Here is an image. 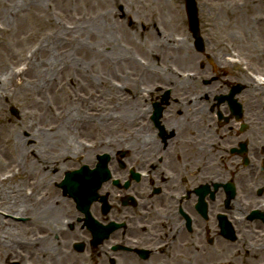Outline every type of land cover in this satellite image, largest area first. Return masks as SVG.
<instances>
[{
	"label": "flooded vegetation",
	"instance_id": "obj_1",
	"mask_svg": "<svg viewBox=\"0 0 264 264\" xmlns=\"http://www.w3.org/2000/svg\"><path fill=\"white\" fill-rule=\"evenodd\" d=\"M145 96L151 98V106L136 116V125L126 127L129 144H116L103 153L108 155L109 178L90 209L95 232L76 210L78 234L88 235L80 241L85 245L81 255L91 264H203L225 253L220 248L229 243L228 222L236 233L235 243L243 234L244 220L258 222L250 215L264 202V147L250 135L245 166L238 152L243 140L228 135L233 132L228 125L232 119L225 123L208 105L197 114L181 108L191 103L189 95L181 97L185 100L171 93L167 98L162 93ZM204 97L215 103L219 96ZM155 103L163 107L158 120ZM212 122L225 134L212 132ZM90 160L93 169L104 162L98 155ZM229 181L237 192L230 204Z\"/></svg>",
	"mask_w": 264,
	"mask_h": 264
},
{
	"label": "bare ground",
	"instance_id": "obj_2",
	"mask_svg": "<svg viewBox=\"0 0 264 264\" xmlns=\"http://www.w3.org/2000/svg\"><path fill=\"white\" fill-rule=\"evenodd\" d=\"M90 1L92 0H0V55H2L6 61V68L3 69L4 72H0V106L4 99L6 100L5 102H9L18 94V96H21L26 103L28 102L32 107L25 120L22 122L20 121L21 123L16 127L13 140L16 143L15 148L18 149V152L20 151L19 147L21 142L24 141L21 134L27 131L33 133L35 136L39 134L42 135V130H45V125H47L46 131L62 148L72 147V142L74 141L73 126H82L84 133H93V129H97L99 133H105V135H107V139L102 142H96V144L91 146L82 143L78 147L74 146L75 148L72 147L69 150L62 149L58 156L59 160L53 159L56 163L59 162L61 158L65 159V161L79 159V155L83 152L86 153V156L93 157L92 152H89V150L102 149V151H107L116 144L122 146L130 142L127 141L125 136H115L116 138H113L114 135H117L116 130L120 129L122 126H124V128L129 127L137 122L133 110L139 107L142 98L135 96L132 92V97L128 99L126 97H120L117 98L116 103H114V95H118L121 92V88L115 83L113 73L117 68H125L128 65V63H126L127 61H133L132 57L129 56L126 50H121L118 47H114L109 51L105 50V47L101 48L95 46L93 48V46H90L81 38L78 30L80 27H77V29H67L66 25L62 24V22L51 23L52 17L50 15V9L52 7H61L65 13V9L69 8L70 10L75 6ZM120 1L123 2L124 0ZM138 1H142V4L144 3L147 12L145 16L146 19H144L148 22L147 28L149 31L147 34H149V37H155L157 40V50H146V55L149 57L148 63L159 66L163 73L170 72L175 74L176 69L173 68V62H171V60L174 59L185 65L190 62L192 54L191 47L187 48V40L185 38L184 28L182 27L181 11L172 3V0ZM257 1H261L264 4V0ZM116 2L119 4V0ZM133 2L137 4L135 0H133ZM134 3L129 4H131L132 8L136 11ZM247 4H245V6ZM248 6H250V4H248L247 7ZM132 13H134L133 10ZM69 18L74 22H78V19L81 20L75 11L69 13ZM120 20L121 18L115 20L118 26H120L116 28L125 31L124 23L120 22ZM256 20L255 23L257 27H253L252 29L255 30L258 35L260 34L264 37V15L258 16ZM156 23H161L163 29L159 28ZM168 25H172V28H169ZM102 27L104 26L100 23H95L92 27H87L89 29L91 28L90 30L87 28L82 29L86 31V35H88V31L91 34L96 32L95 36L101 37L104 40H106V38L107 40H112L114 37L112 31H114L115 27L111 26L112 31L109 32H105ZM37 28H39L38 31H40V33H38L39 36L32 37L33 34L31 33ZM101 28L103 31L100 30ZM29 41H31V44L28 45L29 47L27 46L26 49H22V46ZM101 45L102 44H100V46ZM22 65L23 68L20 69ZM93 65L101 66V70L93 72L91 70ZM155 74L157 73L154 72L151 76L147 73L145 77L148 78H146L147 80H151ZM181 80L183 85L181 91H186L188 88H191L188 87V84H185L190 83L188 80ZM247 82L249 83V81ZM250 83L248 89L254 86ZM123 88L124 87H122V89ZM253 88L256 90L261 89L259 91L262 95H259V93L254 95L258 99L257 102H261L260 111L263 114L261 124L264 126V92L262 91L264 88L256 86ZM195 89H200L199 91L197 90L200 93L208 90L206 88ZM209 89L214 91L215 87ZM253 91L255 92V90ZM203 98L204 97H195L191 99L190 104L183 103L181 107L190 111L192 110L193 113L197 114L200 110L205 109V105L198 102ZM65 105L68 107L64 111L62 108H64ZM121 107L126 109L124 114L115 118V109ZM185 115H188V113H185ZM110 116L117 119L115 122L119 123L116 124L125 125H120L112 129L110 126H107ZM4 128L6 127L3 125L2 121H0V142L7 141L3 139ZM68 134H71V136H67ZM65 138L67 140H64ZM27 140H34L33 136ZM35 144L30 146L31 150L35 148ZM218 146V144L215 145V147ZM36 147L41 146L36 145ZM58 147L60 146L58 145ZM26 149L27 148H24L19 152V157L22 156V159L25 158L23 160L26 161V164L28 163V169L22 167L13 171L11 170V166H8L4 175L0 177V184L2 187H4L5 183L7 185L11 184L10 182L13 179L15 180L19 177H23L25 183L28 177L32 176L34 173L42 174L43 172L47 174L55 171V168H42L40 166L41 164L54 166V163L51 161H43L34 151L30 152L29 149L27 151ZM14 154H16V151L13 155ZM8 155L0 153V160L8 162L13 156L9 153ZM33 155L37 156L36 161L28 162L29 156ZM82 161L86 164L89 163V161L86 160ZM36 162L38 164L37 167H35V165H37ZM74 164L75 163H73V165ZM26 190L27 189L22 188L19 190L17 185L11 189V193L3 189L0 192V201H5L8 204L6 200H9V205L13 207H11V209H16V202H19V204L22 203L20 204L21 206L17 207V210L19 207H22L20 209L21 215L26 214L25 212H30L32 214L33 221L30 222L31 226H35L37 222H39L41 224L40 227H46L49 233H51V231L55 232L54 226L59 222L61 215L71 214L73 212L72 202L61 200L59 196L60 193L58 192L53 193L54 198H52L51 202L47 201L43 205H39L31 201L30 204H27L29 200L27 199L28 194ZM5 211L3 209L0 211V252L2 251L0 261L6 258L5 264H7V261H17L18 258L21 264H33V255L28 259L22 254H26L30 246L31 248L35 247V249H37L38 245L40 246V250L45 253L43 249L45 242L39 244V239L35 238L37 235L34 234V237H32L33 239L29 241L26 239L23 242L16 243L19 247L20 245H24V248L21 249L11 246L15 245L12 239L14 236L12 234L15 235L18 231L17 227L13 226L10 219L7 218L4 213ZM72 218L74 219L73 215ZM253 227L254 228L249 227L247 229L249 233L264 235V228L262 226L257 224ZM48 242L50 243L51 241ZM261 245L257 248L253 246L251 250H248L252 258L244 264H264V245ZM12 247H15V249ZM231 247L232 246H225V249L221 247L220 252L224 250L225 253L219 256L217 260H225L223 264H237L233 260L223 259L227 256V251H229ZM35 256L37 255H34V257ZM71 257L73 258L72 252H69L65 256L68 260L71 259Z\"/></svg>",
	"mask_w": 264,
	"mask_h": 264
},
{
	"label": "rangeland",
	"instance_id": "obj_3",
	"mask_svg": "<svg viewBox=\"0 0 264 264\" xmlns=\"http://www.w3.org/2000/svg\"><path fill=\"white\" fill-rule=\"evenodd\" d=\"M116 1L117 0H92L88 3H83L82 5L75 6L76 8L73 7L70 10L69 8L65 9V13L63 12V9L61 7H52L50 9L52 24L62 22V24L66 25L67 29H77V27H80L81 29L79 28L78 30L81 38L86 41L90 46H93V48L95 46L101 48L105 47L104 49L109 51L114 47H118L121 50H126L129 56L132 57L133 61H127L126 63H128V65L125 68H117L113 73L115 83L121 88V92L118 95H114V103H116L117 98L126 97L128 99L129 97H132L133 95H131V93L133 92L135 96H139L145 99L141 100L139 107L133 110L134 116H137L141 113L140 111L145 107V105H151V98L148 96H143L141 94L147 93L146 89H149L151 91L154 85L171 86V88L175 87L172 93L175 95H180L178 98H181L187 95L194 97L197 95H206L209 93L218 95L220 91H223L222 93L224 95L228 93L230 85L246 84V86L244 85L246 87L245 95L238 96V99L243 105L244 113L247 114L246 117H248V119L250 120L247 121V118H243V121L249 122V124L247 123L248 127L245 130H242L240 128V125L236 126L234 122H230V124L228 125L229 127L233 128V132L231 134L235 136V141H244L247 138L250 139V135H253L255 140L257 141L256 143L258 147H264V126L261 124L263 114L260 111L261 102H257L258 99L254 95L256 93H259L260 95L261 92L259 90L261 89L258 88L259 90H256L255 88H253L254 86H251L252 88L250 89L247 88L249 83L253 82L247 76V72L251 73L252 75L258 73V78L264 77V37H262L260 34L258 35V33L252 29L253 27H257L255 23L257 21L256 18L258 16L260 17L261 15H264V4L261 1L197 0L199 5L201 31L203 38L206 42V52L213 56L214 64L216 65V67H218L217 65L219 63H222V59L226 54L234 53L237 59L241 62V66L231 68L228 67V73L224 75L214 70V67H211L208 64L207 60L205 59V56L195 50L194 40L188 29V19L185 11V0H172V3H174V5L181 11L182 27L184 28L185 38L187 40V48L191 47L192 54L190 62L186 63L185 65L174 59L171 60V62H173V68L176 69L175 74L170 72H164V74L163 71L159 68V66L148 63L149 57L146 55V50H157V40L155 37H149V34H147L149 29L147 28L148 22L144 20L146 19L145 16L147 13L144 3L142 4V1L138 0H135L137 4L134 3L133 0H124L123 2L119 0L118 4ZM129 3L135 4L136 11L132 8L131 4ZM247 3L250 4V6L247 7ZM245 4L247 5L245 6ZM129 7L133 10L134 13H132V10ZM74 11L77 16L81 18V20L78 19V22H74L73 20H71V18H69V13ZM118 18H121L120 22L124 23L125 31L116 28L120 27L115 21L118 20ZM95 23H100L101 25H103L104 27L102 28L105 30V32L112 31L111 26H114L116 30L114 29V31H112L114 33L113 39L107 40L106 38V40H104L101 37L99 38L95 36L96 32H94V34H91L88 31L91 28L89 29L87 27H92ZM156 25L159 28L163 29L161 23H156ZM168 27L172 28V25H168ZM82 28L88 29V35H86V31H84V29ZM102 28L100 29L101 31H103ZM38 30L39 28L35 29L31 33L33 34L32 37L39 36L38 33H40V31ZM29 42H26L22 46V49H26V47L31 44V41ZM100 44L102 45L100 46ZM5 63L6 61L4 57L0 55V72H4L3 69L6 68ZM22 68L23 65L20 67V69ZM91 70L93 72L100 71L101 66L93 65ZM154 72L157 74L154 75L153 79H151L150 82L149 80H146L147 77H145V75L149 73L152 76ZM214 78H216L217 80L214 81ZM181 79H185L190 82L185 83L188 84V87H191L188 88V91L186 90L187 92L181 91V88L183 86L181 83ZM247 81H249V83ZM171 84H173L174 86H172ZM122 87L124 88L122 89ZM212 87H215L214 91H211L209 89ZM195 88H206L208 90L205 91L206 93H200L198 92L200 89H197V91ZM253 90H255V92ZM163 91L167 92L166 87L163 89ZM262 91L264 92V89ZM5 101L6 100L4 99L0 106V121H2L3 125L6 127L3 129V139L7 141L0 142V153H4L6 155H8L9 153L12 156L13 153L16 151V154H14L8 162L0 160V177L1 175H4V172L8 166H11V170L13 171H16L17 169L22 167L28 169V163L26 164V161L23 160L25 158L22 159V156L19 157V152H21L24 148H27L26 151L28 149L30 150V152L34 151L37 156L43 161H51L52 163H54V166L48 164H41L40 166L42 168L52 167L58 171H71L73 169L81 167L84 162L78 161L79 159H73V161H71L70 159L65 161V159L61 158L60 161L56 163L54 160H59L58 156L62 149L69 150L74 146L78 147L80 145L79 142L96 143L102 142L103 140L107 139V135H105V133H99L97 129H93V133H84L82 130V126H73V145L70 148H62L61 145L57 144L53 140L52 136L46 131L47 125H45V130H42V135L39 134L35 136L33 135V133L27 131L21 134V137L24 141L21 142V145L19 147L20 151L18 152V149L15 148L16 143L13 140V138L15 137L16 127L22 121L25 120L27 114H29L30 112L29 110L32 107L30 104H28V102L26 103V101L21 96H18V94L9 102ZM202 103L208 105V108L211 109L213 106H215L213 98L210 101H205ZM67 107L68 106L65 105L62 109L65 111ZM220 108L222 113H226V111L228 110V106L226 104L221 105ZM218 109L219 108H217V110ZM13 110L17 112L16 115H14ZM125 110L126 109H123L122 107L116 108L114 112V117L117 118L121 114H124ZM108 120L109 123L107 126H110L112 129L120 125H125L116 124L119 122H115L117 119H114L113 116H110ZM211 126L212 132H216L219 130L221 134H225L224 130H222L224 128H219L217 126V123L212 122ZM201 127L203 126L201 125ZM125 131L126 127L124 128V126H122L120 129L116 130L117 133H115L117 135H114L113 139L116 138L115 136H125ZM235 133H237V135L239 134L240 137L237 138V135H235ZM32 136L35 141L27 140ZM67 136H71V134H68ZM64 140L67 139L65 138ZM32 144H35V148H33V150L30 149V146H32ZM36 145H40L41 147H36ZM58 145L60 147H58ZM101 152L102 151H99L97 153L92 152V154L93 156H95ZM37 156H29L28 162L36 161ZM82 157H84V159L86 160L88 156L82 154ZM73 163L75 164L73 165ZM37 166L38 164L35 165V167ZM62 168L63 170H60ZM63 174V172H50L47 174L43 172L42 174L34 173L32 176L28 177L25 183L24 178L19 177L18 179H13L10 182L11 184L7 185L5 183L4 187H2V185L0 184V192L4 189L6 191L8 190L7 192L11 193V189H13V187L17 185L19 190L20 188L30 190V188L33 187L35 188L36 195L39 196L42 192H44L41 191V189H43L42 187L46 185L48 191L46 192V194L48 195L47 201L51 202L52 198H54V191H58V187L56 186V184L60 183ZM62 198H64L63 195ZM27 199L29 200L27 204H30V199ZM6 201L8 202V204L5 201H0V211H2V209L4 211L7 210L4 213L6 214L7 218L10 219L13 226L17 227L18 231L17 234H12L14 236L12 239L14 240L15 245L11 246H15L22 249L24 248V245H20L19 247L16 243L23 242L26 239H28V241L30 239H33L32 237H34V234L37 236L40 235L39 233L41 232V228L44 227L40 228L41 224L37 222V224L35 225L37 227L32 228L29 221V218L32 217V214L30 212H25L26 214L21 215L20 209L22 207H19V209L17 210V207L21 206L20 204L22 203L19 204V202H16V209H11L12 206L9 205V200ZM254 201H256V198H254ZM66 215H74V213L61 215L60 218L62 220L54 226V229L56 231H51V233L49 234L47 233V236H50V234L52 236L50 237L51 240H48L51 242L49 243L48 241H46L45 246H43V248L47 249L45 253L40 250L39 246L37 247V249H34L33 247L31 248L30 246L26 254H21L27 257L28 259H30V256L33 255V264H89L90 259L88 256L84 255L82 257L81 255H77L73 251V258L71 257V259L69 260L65 258V256L69 252H71L72 249L70 250V247L74 242L79 241L82 238L85 239L87 237V235H84L83 237L82 235L79 236L75 228L69 229L68 227L72 224H63V220L65 219V217H67ZM74 223H76V219L74 220ZM65 226L66 228H68L67 230H63ZM252 228L254 227L252 226ZM46 231H48V229H46ZM243 231L244 232L241 236V240L237 244H234L235 246L231 247L229 251H227V256H225L223 259H230L235 261L237 264H244L252 258L251 253L248 251L251 250V247L255 246L257 248L261 244L264 245L263 234L256 235L249 233L245 225ZM56 235H59L60 242L59 240H56ZM15 247L12 248L15 249ZM34 255L37 256L34 257ZM218 257L212 256L208 264H223L225 260L218 261ZM5 259L3 258L2 261H0V264H5ZM7 264H21V261H19V259L17 258V261L9 260V262L7 261ZM203 264H205V262Z\"/></svg>",
	"mask_w": 264,
	"mask_h": 264
},
{
	"label": "water",
	"instance_id": "obj_4",
	"mask_svg": "<svg viewBox=\"0 0 264 264\" xmlns=\"http://www.w3.org/2000/svg\"><path fill=\"white\" fill-rule=\"evenodd\" d=\"M186 5H187V12H188L189 20H190V29L194 35V38L196 39V47L199 51H203L204 43L200 36L198 10L196 6V2L195 0H186ZM90 175L91 174L88 173L86 169L78 171V172H74L67 176L62 186L64 187L66 192L69 193L70 197H73L78 201V195L80 194V188H81L80 183H79L80 181L78 180V178L80 176H83L81 181L83 180V182H85L86 180H91ZM93 191H92V197H88L86 201V207H87L86 210H88L89 205L93 201V198H94Z\"/></svg>",
	"mask_w": 264,
	"mask_h": 264
}]
</instances>
